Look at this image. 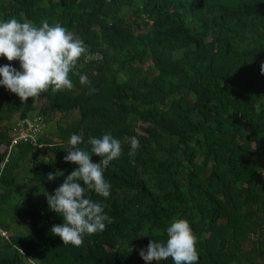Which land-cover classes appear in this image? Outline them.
Returning <instances> with one entry per match:
<instances>
[{"label":"trees","instance_id":"1","mask_svg":"<svg viewBox=\"0 0 264 264\" xmlns=\"http://www.w3.org/2000/svg\"><path fill=\"white\" fill-rule=\"evenodd\" d=\"M11 18L59 23L81 38L89 59L76 70L90 85L70 74L71 90L26 104L0 89V202L13 200L0 221L11 232L0 235V264H145L139 250L166 242L174 219L197 236L198 264H264V0H0V21ZM17 112L41 126L37 146L19 143L1 168ZM81 132L88 151L90 137L121 141L104 169L110 197L86 192L114 222L64 246L46 194L79 167L64 157Z\"/></svg>","mask_w":264,"mask_h":264},{"label":"clouds","instance_id":"2","mask_svg":"<svg viewBox=\"0 0 264 264\" xmlns=\"http://www.w3.org/2000/svg\"><path fill=\"white\" fill-rule=\"evenodd\" d=\"M0 57L20 62L22 71L10 65L0 67L3 78L0 86L16 94L23 104L28 103L29 98L35 101L49 90L53 93L71 90L74 85L70 74L78 76L81 85H90L88 77L76 70L81 58L89 59L87 48L81 38L59 23L50 25L43 21L37 27L16 18L0 21ZM261 74H264V64H261ZM83 143L82 132L71 135V147L64 159L79 167L66 177L54 195L46 194L49 209L64 221L50 231L62 239L64 246L81 247L85 235L102 233L107 224L114 222L104 211L107 205L86 198V192L94 191L104 200L110 197L111 184L105 179L104 169L121 157V141L108 132L100 138L88 139L91 151L79 147ZM139 147V141L133 137L129 155L135 156ZM93 156L100 157V161L94 163ZM57 176H63V172L49 173L47 179L54 181ZM166 236V242L152 239L146 249L139 250L145 264L153 261L158 264L169 258L174 264H198V238L187 220L174 219L166 229ZM20 251L23 253L22 249Z\"/></svg>","mask_w":264,"mask_h":264},{"label":"built area","instance_id":"3","mask_svg":"<svg viewBox=\"0 0 264 264\" xmlns=\"http://www.w3.org/2000/svg\"><path fill=\"white\" fill-rule=\"evenodd\" d=\"M18 120V119H17ZM40 125L36 121H30L29 119L18 120L8 131V137L10 139L7 146V152L4 158L1 168L7 163L9 156L15 146L22 142H29L33 146H37V139L40 134ZM5 231H0V235L6 237Z\"/></svg>","mask_w":264,"mask_h":264},{"label":"rangeland","instance_id":"4","mask_svg":"<svg viewBox=\"0 0 264 264\" xmlns=\"http://www.w3.org/2000/svg\"><path fill=\"white\" fill-rule=\"evenodd\" d=\"M4 65H10V66H12V67H14L16 70H18V65H17V63H15L14 61H8L7 60V58L6 57H4V60H3V62L2 63H0V67H2V66H4ZM3 78L2 77H0V80H2ZM3 89V86H0V89ZM6 88V87H5ZM7 91H9L8 89H7ZM12 108V107H11ZM18 112L16 113V114H14V118L17 120L18 119ZM75 117V116H74ZM74 117L72 116L71 118H69L68 119V121H72V119H74ZM61 118V115H57L56 117H55V119L57 120V119H60ZM13 121V120H12ZM12 121H9V123H12ZM7 123V122H6ZM8 124V123H7ZM0 125H1V122H0ZM56 126H55V121H51L50 122V124H48V125H46V128H45V131H46V133H54L55 132V130H56V128H55ZM43 134H44V132H43ZM42 134V135H43ZM41 135V136H42ZM34 167H35V165H30V167H29V169L26 171V169H21V170H19V172H18V177H17V181H16V184H17V187L18 188H22V187H24L29 181H28V179L30 178V176H31V173H32V171H33V169H34ZM18 199V198H17ZM10 203H13V200H11V202H9V203H5V204H3V203H1L0 202V221L1 220H7L8 219V217L10 216V214H11V207H10ZM7 233V235H10L11 234V232L10 231H7L6 232Z\"/></svg>","mask_w":264,"mask_h":264}]
</instances>
